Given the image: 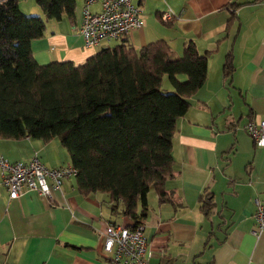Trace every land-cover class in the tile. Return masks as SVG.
<instances>
[{"label":"crops","instance_id":"crops-1","mask_svg":"<svg viewBox=\"0 0 264 264\" xmlns=\"http://www.w3.org/2000/svg\"><path fill=\"white\" fill-rule=\"evenodd\" d=\"M26 1L18 0L19 8ZM84 2L75 0L73 15L55 20L31 0L27 10L45 21L44 35L31 41L38 63L79 65L98 50L85 47L79 33ZM133 3L144 24L116 44L138 50L161 41L179 57L192 42L207 60L203 84L175 123L165 195L151 188L139 218L152 251L149 261L264 264V230L253 234L254 198L264 204V146L256 145L244 128L251 118L264 119V0ZM90 9L98 11L100 3ZM164 77L162 87L170 90ZM33 155L49 168L70 165L56 138L0 137V156L26 161ZM112 204L109 194L81 192L75 176L63 179L51 196L27 191L10 199L0 185V264H109L101 232L109 222L133 223Z\"/></svg>","mask_w":264,"mask_h":264},{"label":"trees","instance_id":"trees-1","mask_svg":"<svg viewBox=\"0 0 264 264\" xmlns=\"http://www.w3.org/2000/svg\"><path fill=\"white\" fill-rule=\"evenodd\" d=\"M36 3L48 19L74 13L75 0ZM44 29V19L23 14L18 0H0V137L58 139L79 190L109 194L111 209L133 221L127 226L141 223L149 190L165 195L175 123L205 80L206 57L192 42L175 57L157 41L138 50L101 46L79 65L40 64L31 41Z\"/></svg>","mask_w":264,"mask_h":264},{"label":"built area","instance_id":"built-area-1","mask_svg":"<svg viewBox=\"0 0 264 264\" xmlns=\"http://www.w3.org/2000/svg\"><path fill=\"white\" fill-rule=\"evenodd\" d=\"M100 3V9L93 12L90 6ZM169 17L165 14L164 18ZM144 24L141 9L133 0H85L79 33L88 48H99L101 44L120 40ZM244 128L256 145L264 146V119H249ZM76 175L70 165L46 167L33 155L26 161H10L0 156V185L8 191L10 199L18 198L25 192H36L41 196H51V189L61 187L63 179ZM255 226L253 234L259 235L264 230V204L254 198ZM103 253L109 264H152L149 259L152 251L144 234V225L130 227L107 223L101 232Z\"/></svg>","mask_w":264,"mask_h":264},{"label":"rangeland","instance_id":"rangeland-1","mask_svg":"<svg viewBox=\"0 0 264 264\" xmlns=\"http://www.w3.org/2000/svg\"><path fill=\"white\" fill-rule=\"evenodd\" d=\"M31 2V0H27L25 3H22L23 4V6H21L20 8L25 12V13H23V14H25V15H37V14H32L31 12H29L27 9H29L28 8V6L30 5L29 3ZM103 44H105V43H103ZM103 44H101V46H103ZM116 44V42L115 41H110L109 43H108V45L109 46H113V45H115ZM164 78H166V77H164ZM163 78V79H164Z\"/></svg>","mask_w":264,"mask_h":264}]
</instances>
